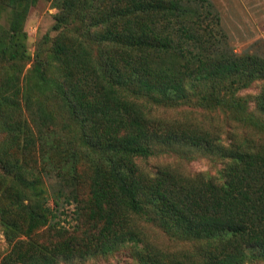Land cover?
Segmentation results:
<instances>
[{"label":"trees","instance_id":"1","mask_svg":"<svg viewBox=\"0 0 264 264\" xmlns=\"http://www.w3.org/2000/svg\"><path fill=\"white\" fill-rule=\"evenodd\" d=\"M37 1L0 0V18L11 8L0 22V222L12 243L0 264L73 263L130 243L139 264L264 259V55L230 46L211 0H52L59 33L32 57L25 23ZM255 81L257 115L240 94ZM191 102L263 138L226 142L204 123L150 110ZM181 146L221 159L220 174L139 162ZM146 223L200 248L167 260Z\"/></svg>","mask_w":264,"mask_h":264},{"label":"rangeland","instance_id":"2","mask_svg":"<svg viewBox=\"0 0 264 264\" xmlns=\"http://www.w3.org/2000/svg\"><path fill=\"white\" fill-rule=\"evenodd\" d=\"M210 2L213 4V9L219 13L222 26L228 34L230 46L235 51L238 53H259L264 55V0H211ZM10 9L7 8V10L1 11L2 17L0 18V22L4 25L7 24V16L10 14ZM58 12L59 9L54 5L52 0H38L30 7L25 23V31L27 32V46L32 57L39 49L43 50L44 55L51 51L54 43L53 38L59 33V30L53 28L57 22L56 14ZM80 22V20L73 21L69 26L71 29H74ZM79 26L85 27L84 24ZM88 26L89 23L86 28ZM90 28L91 26L88 29ZM89 44L94 49V53L99 54V41L92 38ZM33 62V58L25 62L22 77H24L28 69L33 67ZM262 87V81H255L240 92L241 95L249 97L248 111L255 115L258 113L254 96L261 91ZM150 110L154 118L165 121L173 122L191 119L194 122L204 123L210 128L220 130V135L226 142L241 141L245 137L253 138L256 141L263 138V136L259 135L253 124L234 120L229 111H225L220 107L210 109L191 102L175 105L150 104ZM180 149L182 152L180 150H163L164 152L148 158H139V162L149 171H156L161 167L169 166L191 175L198 173L218 175L224 167L221 159L205 155L201 151L189 147L181 146ZM80 167V172L82 173V191L87 193L89 190L86 182L89 178L90 170L85 163L81 164ZM70 213L62 215V222L67 226H70L74 222ZM67 221H71V223ZM145 229L148 241L163 251L162 254L166 256L167 260L180 256L183 251L191 254L195 251V248H200L199 243L170 236L151 223H146ZM143 246V243L138 244L139 248H143ZM11 247L12 243L7 239L0 222V262L10 251ZM133 254H135V245L130 243L128 246L121 247V249L109 255H97L73 263L60 261L57 264H139L140 261ZM246 264H264V259H255Z\"/></svg>","mask_w":264,"mask_h":264}]
</instances>
